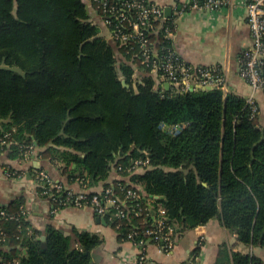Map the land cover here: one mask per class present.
I'll return each instance as SVG.
<instances>
[{
  "label": "trees",
  "instance_id": "trees-1",
  "mask_svg": "<svg viewBox=\"0 0 264 264\" xmlns=\"http://www.w3.org/2000/svg\"><path fill=\"white\" fill-rule=\"evenodd\" d=\"M87 6V0H0V127L17 144L5 153L8 159H19L20 144L35 145L86 187L116 171L121 179L102 190L112 184L121 200L126 190L137 192L141 199L126 204L142 209L139 217H105L121 241L130 230L150 228L162 207L175 238L217 220L247 249H264L258 113L252 115L245 99L217 89L156 92L152 76L101 37ZM146 158L149 166L141 172L124 170ZM24 207L17 199L0 210L19 217ZM1 224L11 249H0V256L19 264H95L93 251L101 245L85 231L65 236L49 226L28 235L30 223L22 218ZM141 239L155 243L142 235L135 241ZM226 250L220 247L215 264H264L249 252ZM199 252L197 246L194 259Z\"/></svg>",
  "mask_w": 264,
  "mask_h": 264
},
{
  "label": "built area",
  "instance_id": "built-area-1",
  "mask_svg": "<svg viewBox=\"0 0 264 264\" xmlns=\"http://www.w3.org/2000/svg\"><path fill=\"white\" fill-rule=\"evenodd\" d=\"M99 16L100 22L107 30L111 42L119 48H124L128 55L142 71L147 72L155 81V91L163 92L172 89L177 93H186L206 88L220 90L228 95L227 78L223 70L218 66L192 67L185 63L173 48L172 36L176 30L175 18L165 16V8L151 0H87ZM243 6L248 30L250 33V46L242 51L238 58V76L252 90V94L246 99L250 106L252 115L258 113V107L254 101V92L264 95V0H177L176 14L191 12H214L224 8L237 9ZM162 36L160 40L159 36ZM138 71L134 75L137 82ZM11 132H4L0 127V155L7 153L13 144ZM17 145V144H16ZM19 159L17 163H27L35 154L36 146L32 144H20ZM146 156V153H143ZM149 166L148 158L137 160L131 167L124 170L128 174L135 173ZM119 167L117 171H121ZM36 191L42 199L52 205L55 209L74 207L88 208L99 218L122 220L130 215L141 216L142 209L138 203L130 206L126 200L136 201L141 196L134 191L126 190L124 200L115 193V188L103 189L101 192L93 193L82 184L78 192L65 187L60 183L53 182L43 170H33ZM6 178L23 179L24 174L12 168L5 171ZM122 191L124 187L117 185ZM40 190V191H38ZM27 211L20 208V216L15 217L0 210V249H8L7 234L2 227V221L20 218L28 222ZM121 224L117 222L116 229ZM29 235L30 227H25ZM175 228L168 223L166 212L159 207L152 214L151 227L142 230H130L126 241H130L138 247L139 253L137 263L143 264L147 261L145 247L147 242L143 239L135 241L142 235L149 237L157 245L161 246L166 254H169L175 245ZM201 240L198 242V246ZM0 264H19L15 258H4L0 256ZM189 264H198L197 258Z\"/></svg>",
  "mask_w": 264,
  "mask_h": 264
},
{
  "label": "crops",
  "instance_id": "crops-1",
  "mask_svg": "<svg viewBox=\"0 0 264 264\" xmlns=\"http://www.w3.org/2000/svg\"><path fill=\"white\" fill-rule=\"evenodd\" d=\"M151 1L165 8V16L175 18L177 27L172 36L173 48L185 63L195 68L218 66L227 78L228 95L246 100L252 94L251 88L238 76V58L242 51L250 46V33L243 6L214 12L176 14L177 0ZM87 8L90 21L98 27L101 37L111 44L107 30L100 22L96 11L90 5ZM253 96L258 107L259 124L264 127V95L261 92H254ZM42 151L43 149L37 148L34 156L24 164L8 159L5 153L0 155V207L22 199L30 223L29 235L32 229L43 233L49 226L55 227L65 236L82 231L97 235L101 245L93 251L95 264H138V247L130 241L119 240L117 231L107 224L104 218L97 217L91 209L74 207L54 209L52 204L39 197L32 174V171L37 169L43 170L53 182L73 191L78 192L82 189L80 181L69 180L64 174L63 166L56 161L44 159ZM7 168L24 174V178H6ZM117 179L120 180L121 177L116 171H112L106 181L93 187H85L88 191L98 193L107 182L110 184L118 181ZM99 220H103L104 224ZM199 240L201 244L197 256L198 264H215L222 245H225L229 255L231 251L249 252L264 262L263 248L247 249L237 242L234 234L225 230L217 220H212L204 226L183 232L176 238L174 248L169 254L156 243H147L145 247L147 261L143 264H189L194 259L193 253ZM17 249V256L20 259L24 251L20 246Z\"/></svg>",
  "mask_w": 264,
  "mask_h": 264
},
{
  "label": "water",
  "instance_id": "water-1",
  "mask_svg": "<svg viewBox=\"0 0 264 264\" xmlns=\"http://www.w3.org/2000/svg\"><path fill=\"white\" fill-rule=\"evenodd\" d=\"M122 85H123L124 88H129L128 85L124 81H122ZM133 89L135 90V93H137L136 85L133 86ZM205 90L209 91V90H212V89L208 87ZM99 221L104 224V221L103 220H99ZM40 240L42 242V246L45 247V244H44L45 238L44 237H41Z\"/></svg>",
  "mask_w": 264,
  "mask_h": 264
},
{
  "label": "bare ground",
  "instance_id": "bare-ground-1",
  "mask_svg": "<svg viewBox=\"0 0 264 264\" xmlns=\"http://www.w3.org/2000/svg\"><path fill=\"white\" fill-rule=\"evenodd\" d=\"M118 180V179H117Z\"/></svg>",
  "mask_w": 264,
  "mask_h": 264
}]
</instances>
